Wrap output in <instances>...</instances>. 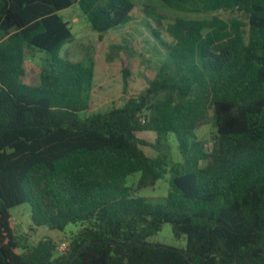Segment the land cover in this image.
Returning <instances> with one entry per match:
<instances>
[{"label":"trees","instance_id":"trees-1","mask_svg":"<svg viewBox=\"0 0 264 264\" xmlns=\"http://www.w3.org/2000/svg\"><path fill=\"white\" fill-rule=\"evenodd\" d=\"M76 4L99 38L135 6L0 0V264H264V0H147L172 18L167 58L138 97L95 114L93 67L58 55L73 38L59 12ZM28 49L51 56L36 86L21 81ZM208 119L210 151L196 135ZM169 136L181 156L172 166ZM135 173L137 189L170 174L162 203L133 195ZM20 206L32 231L80 229L63 252L50 238L31 244L12 225ZM167 223L185 249L147 241Z\"/></svg>","mask_w":264,"mask_h":264},{"label":"rangeland","instance_id":"rangeland-1","mask_svg":"<svg viewBox=\"0 0 264 264\" xmlns=\"http://www.w3.org/2000/svg\"><path fill=\"white\" fill-rule=\"evenodd\" d=\"M132 1L135 6L128 23L105 33L102 38H99V34L94 31L77 4L59 12L69 23L73 38L63 46L58 55L73 62H84L94 69V86L90 93V107L87 114L107 113L113 108L125 105L129 99L138 97L167 58V47L172 42L167 34V28L173 23L172 18L165 13L166 16L150 14L145 8L147 0ZM215 14L226 20L238 16L231 11H220ZM50 59L51 56L46 52L28 49L25 75L21 81L32 86L38 85L40 73L47 67ZM215 133L216 127L212 119L202 123L196 130V135L204 144L206 151L212 149V138ZM137 136L147 143H155L157 138L156 134L150 131L139 132ZM161 148L168 153L171 166L181 162L174 136L164 140ZM142 149L151 158H156L158 155V151L150 146H143ZM140 178L141 173L126 178V185L132 187L133 195L151 202L162 203L171 190L170 174H166L154 186L137 189ZM12 216V225L17 234L27 237L31 244H36L45 238L53 239L57 244L58 252L59 247L67 245L80 229L79 224H71L63 232L43 228L32 231L28 206L13 209ZM147 241L178 249L186 247V236L176 237L173 226L169 223L164 224L161 231L149 237Z\"/></svg>","mask_w":264,"mask_h":264},{"label":"built area","instance_id":"built-area-1","mask_svg":"<svg viewBox=\"0 0 264 264\" xmlns=\"http://www.w3.org/2000/svg\"><path fill=\"white\" fill-rule=\"evenodd\" d=\"M68 244L62 245L60 248V252H63L67 248Z\"/></svg>","mask_w":264,"mask_h":264}]
</instances>
